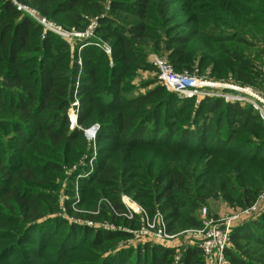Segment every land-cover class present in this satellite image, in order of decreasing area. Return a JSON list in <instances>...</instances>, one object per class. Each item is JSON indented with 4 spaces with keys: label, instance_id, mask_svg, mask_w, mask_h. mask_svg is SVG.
<instances>
[{
    "label": "trees",
    "instance_id": "trees-1",
    "mask_svg": "<svg viewBox=\"0 0 264 264\" xmlns=\"http://www.w3.org/2000/svg\"><path fill=\"white\" fill-rule=\"evenodd\" d=\"M15 1L66 30L84 32L85 16L99 15L105 0ZM246 5L112 0L95 29L110 48L106 54L96 40L70 47L51 33L41 38L36 21L12 0H0V231L7 236L0 264L10 258L33 264L29 256L39 264H171L172 249L144 243L121 250L114 243L126 239L123 233L47 218L57 211V196L45 189L85 153L82 129L95 123L97 160L79 182L80 207L94 209L106 198L119 208L126 195L149 212L158 209L170 231L200 228L195 213L208 199L220 197L242 210L255 202L264 192V121L250 103L213 97L195 106L193 98L160 83L136 96L126 91H132L131 71L147 68L141 49L158 54L163 44L175 73L197 65L210 80L231 76L261 89L264 0L256 2V12ZM77 251L86 258L71 262ZM224 255L228 264H264V211L232 230ZM180 256L184 264H204L196 244Z\"/></svg>",
    "mask_w": 264,
    "mask_h": 264
},
{
    "label": "rangeland",
    "instance_id": "rangeland-1",
    "mask_svg": "<svg viewBox=\"0 0 264 264\" xmlns=\"http://www.w3.org/2000/svg\"><path fill=\"white\" fill-rule=\"evenodd\" d=\"M194 1H197V0H194ZM246 1H248L250 5H246L245 10L250 11V12H256V9H255L256 7L254 6H256L255 4L259 0H246ZM111 7H112V0H105L103 2V10L99 15L85 16V19L87 21L85 28L87 29L91 25L92 31H90L91 32L90 35L83 40H86L87 43L90 40H96V42L97 41L99 42L98 45L108 46L107 44L103 43L101 40L97 39L98 37L95 35L96 34L95 29L98 28L99 21L101 20V18L107 17V15L110 14ZM202 7L205 8V3L198 6V8H202ZM251 8H254V9H251ZM180 11H182V9H180L179 12ZM93 24H94V27H93ZM179 26H182V25H179ZM181 32H186V30H182L180 31V33ZM228 33H233V30L229 28ZM233 34H236V32H234ZM76 43L77 41L76 42L70 41L69 44L68 43L67 44L71 47V46L76 45ZM259 47L260 49H262V54H263L264 53L263 52L264 42ZM141 50L146 52L145 65H147V68L131 71L133 75L129 77L128 81H129V84L131 86L130 88L132 91H130L127 87L126 89L127 95L131 94L133 96H136L138 94H144L146 90L152 89L155 86H160L159 81L157 79V73L154 69V66L152 65V60L154 58L164 59L168 64L170 63L168 60L169 53L165 50L164 44L161 46V50L159 51L158 54L153 53L152 51H149V50H144V49H141ZM109 65L112 66L111 60H110ZM262 69H263V63L262 65L260 64L259 66L260 74H262ZM183 74L195 75L197 77V80H199L201 84H205V81L217 82V81H213V80L206 78L205 72L200 73V70L197 65L193 67L191 73L184 72ZM218 83H224L227 85H231L232 87H236L242 91L251 90V91L260 93V90H261V89L255 90L256 88L254 87L236 83L231 76H228L226 79L219 80ZM209 91H212V90H209ZM231 94L236 95V96L241 95L238 92L237 93L231 92ZM187 98H193L195 100L194 103L196 106L204 98H213V96L212 97L205 96V87H204L201 89L200 94L193 96V97H187ZM243 102H246V101H243ZM77 106H78V101L74 97V100L68 112L70 113V111L74 110L76 113ZM68 119H69V122L71 123L70 128L72 129L73 127H76V116H75V119L72 121L70 120L69 117ZM98 129H99L98 123L93 124L89 128L82 129L85 142L87 141L86 142L87 149L85 153L81 155L79 160L76 161L74 165L62 167V170H63L62 177L54 179L52 186H50L53 188L47 187V189H45L46 192H52V194H55L57 196V211L55 212L54 215L48 216L47 218H58L67 226H76L78 228L85 227V228H89V229H93L97 231L100 230L103 232H120V234L123 233L124 235H127L126 239H123L122 241L118 243L116 242L114 243L116 244L115 246H118L117 249H121V250L135 249L139 245H142L144 243L156 244L166 249H172L173 250L172 261H173L174 256L181 255L184 248H186L187 246H190L188 244L189 241H193L194 243L198 242L199 237L196 233H194L193 231H190L192 230L191 228L186 229V228L178 227L170 231L166 229V233L172 236V239L170 240H159L153 234H150L151 235L150 239H143L142 237L138 235V233L140 232L139 230L142 229L141 217L144 216V214H146L147 221L149 223L155 222V224H158L159 223L158 215H160L161 219L164 222V225L166 226L164 216L158 209H154L153 211L149 212L148 210L143 208L138 202L134 201L132 198L126 195L121 196L120 201H119L120 202L119 208L115 207L106 198H99L96 201V205L94 209H88V208L86 209V208L80 207L81 194H80L79 182L81 180L87 179L93 172L94 164H95V161L97 160L96 135H97ZM91 130H95V132H94L93 138L89 139L87 134ZM241 152H243V150ZM245 152H246L245 154H249V156H252L250 155L251 153H249L248 151H245ZM69 178H72L71 188L68 185ZM42 190H44L43 187H35L36 192H43ZM128 204H131V205L134 204L136 207H138L140 210L139 213L134 214L131 212L132 217H130L129 214H127ZM203 208H205L208 214H210V216H212L215 219H219L224 216H232L242 211L241 208L235 207L234 204L224 201L220 197L208 199L205 203L200 204L196 211L197 213H195V217L197 218L199 217V215L197 214ZM1 234L3 236L2 237L0 236V246L4 245L6 242L5 240L7 239V236L6 235L4 236V234L0 231V235ZM10 254L11 253L8 252L5 256V259L8 258ZM85 258H86L85 255L79 254L77 251L71 256V262L74 259L79 261ZM9 260H10L9 261L10 263L8 264H13L12 262L15 260V258H10ZM29 260H33V264H36V263L39 264L38 260L34 257L29 256ZM95 262H97L96 264H101L100 260L98 259H96ZM16 264H22V263H16Z\"/></svg>",
    "mask_w": 264,
    "mask_h": 264
},
{
    "label": "built area",
    "instance_id": "built-area-1",
    "mask_svg": "<svg viewBox=\"0 0 264 264\" xmlns=\"http://www.w3.org/2000/svg\"><path fill=\"white\" fill-rule=\"evenodd\" d=\"M16 9L27 14L34 21H36L43 30L41 38L46 33H51L69 44L70 41L83 40L90 35L92 26L90 25L84 32H78L74 29L66 30L59 25L40 17L36 11L18 4L15 0H12ZM94 27V24H93ZM92 35V34H91ZM101 47L106 54H110V48L106 45H97ZM152 65L157 71V79L159 83L168 91L176 93L185 97H193L201 93V89L205 87V96L223 98L229 102H242L246 101L250 103L256 111H258L260 118L264 121V59L262 69V85L260 93L251 90H240L231 85L218 82L205 81V84H201L195 75L178 74L173 71L171 66L160 58H154ZM212 90V91H209ZM208 91V92H207ZM231 92H238L241 95H233ZM230 93V94H229ZM76 114V113H75ZM76 116V115H75ZM75 119V118H74ZM72 121V120H71ZM95 130L88 132L89 139L93 138ZM139 208L134 204H128L127 214L132 217V213L138 214ZM264 211V192H262L255 200V202L248 208L240 211L232 216H224L219 219H215L208 215V212L203 208L199 215L201 220V227L199 229H192L199 237L197 243L189 241V245L196 244L201 250L204 264H228L225 259V249L229 246L230 235L232 230L242 224L243 222L254 218ZM159 223H149L147 216L141 217L142 229L138 235L143 239H150L153 234L159 240H170L172 236L166 233L165 225L160 215ZM171 264H184L180 255L174 256Z\"/></svg>",
    "mask_w": 264,
    "mask_h": 264
},
{
    "label": "bare ground",
    "instance_id": "bare-ground-1",
    "mask_svg": "<svg viewBox=\"0 0 264 264\" xmlns=\"http://www.w3.org/2000/svg\"><path fill=\"white\" fill-rule=\"evenodd\" d=\"M69 118H70V120H74V118H75V114L71 115ZM89 133H90V132H89Z\"/></svg>",
    "mask_w": 264,
    "mask_h": 264
}]
</instances>
